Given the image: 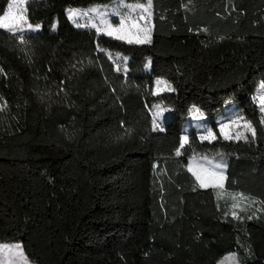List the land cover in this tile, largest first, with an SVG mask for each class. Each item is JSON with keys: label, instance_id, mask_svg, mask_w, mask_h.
<instances>
[{"label": "trees", "instance_id": "16d2710c", "mask_svg": "<svg viewBox=\"0 0 264 264\" xmlns=\"http://www.w3.org/2000/svg\"><path fill=\"white\" fill-rule=\"evenodd\" d=\"M109 1L26 0L42 31L22 43L0 28V243L37 264H264V0H152L150 43L67 14ZM158 77L171 90L155 92ZM228 100L255 137L192 130L181 148L191 106L217 130ZM155 104L173 110L164 131ZM218 153L231 155L224 185L202 187L189 159Z\"/></svg>", "mask_w": 264, "mask_h": 264}, {"label": "rangeland", "instance_id": "374dc122", "mask_svg": "<svg viewBox=\"0 0 264 264\" xmlns=\"http://www.w3.org/2000/svg\"><path fill=\"white\" fill-rule=\"evenodd\" d=\"M25 2L26 0H10L9 3L13 4V11H16L19 8V6L22 4L23 5L22 14L26 17ZM141 4L147 6V0H111L109 2L94 4L83 8H78V7L68 8L67 14L69 16V13L72 11H77L78 13H80V15L70 19L71 22L76 27H78L77 24L82 25L81 28H85V27L95 28L92 27V25H97L100 28L99 32L105 34H107V32L110 31L111 29L107 27L104 21H112L113 26L115 27L118 17L114 14L119 13V15L121 16L128 14L124 20L123 27L118 32H113V34L110 36L113 37L121 36L123 37L121 39L127 41L129 39H132L133 41H135L137 39H143L146 34H150L152 40V13H153L152 6L150 9V13H151L150 16L140 7H136L135 12H130L129 6H138ZM6 10H8V7ZM83 13H87V15H84ZM105 13L107 15L104 16L102 20V14ZM27 23H30L34 27L36 25H39L40 27L36 31L26 30L24 33H38L42 31L41 23L35 24L29 22L28 20ZM53 29L54 30L56 29V24L53 26ZM124 58L127 59L125 60ZM114 59L116 60L118 66L122 65L124 67L125 64L129 61L130 57L121 54H115ZM144 69L145 72H151L152 69L151 59L147 60ZM169 85H170L169 82L165 78L158 77L156 80L154 91L160 92L162 90H171V87ZM252 96L255 102L259 105L260 109L262 110L261 98L264 97V82H260L257 85ZM193 106L199 109V113H197L196 115L193 114ZM193 106H191L189 118L183 126L184 133L182 135V138L184 136L188 137L189 133L192 130H195L200 136H206L207 130L211 129L215 138H217V136H221L222 138H224V135L227 134L233 138H236L238 136L243 137L239 139L244 141L252 140L253 136L251 135V132L247 131L245 128V124L249 122L239 112V105L235 100H228L226 102V107L224 112H221L215 116V121L217 122V126H218L217 130L213 128V123L211 121V118L208 115H206L197 105H193ZM151 110L155 118V123L159 124L160 127L173 115L172 108L165 107L161 104H155ZM232 121H235V123H232ZM222 125L224 126L223 131H221ZM207 140H214V139L210 138ZM230 158L231 155L225 153L196 155L189 159L188 168L192 169L191 170L192 173L195 172L199 174L202 178H204L207 182H209L210 186H220L221 184L224 185L226 179V168ZM216 165H220V167L217 168ZM221 175L223 176V180L219 178ZM243 196L246 197L245 195ZM15 245H19L23 250V246L20 242L0 243V246H7V249H13V246ZM0 264H37V263L30 261L26 257L25 253H24V257L21 258L18 255V250L13 249L11 251H8L4 248H0ZM218 264H239L237 254L229 253L225 255L219 260Z\"/></svg>", "mask_w": 264, "mask_h": 264}, {"label": "snow or ice", "instance_id": "6c2138e0", "mask_svg": "<svg viewBox=\"0 0 264 264\" xmlns=\"http://www.w3.org/2000/svg\"><path fill=\"white\" fill-rule=\"evenodd\" d=\"M151 6H152V0H147V6L141 4V5H138V6H129L130 7V12H135L136 10V7H140L142 8L145 12L148 13V15L150 16L151 13H150V9H151ZM22 9H23V5L21 4L19 6V8L16 10V11H13V4L12 3H9L8 5V10H6L4 12L3 15H0V28H4V29H7L9 31H11L13 34H16V33H19V39L22 43H25V39H24V35L23 33L27 30V31H36L39 29V25H36L35 27L33 25H31L30 23H27V19L26 17L22 14ZM84 15H87V13H83ZM80 15V13H78L77 11H72L69 13V18L72 19V18H75L76 16ZM107 14H102V20H103V17L106 16ZM114 15H116L118 17V20L115 24V27L113 26V22L112 21H104V23H106L107 27L109 29H111L110 31L107 32L108 35H112L113 32H118L122 27H123V24H124V20L126 18V16L128 14H125L123 16L119 15V13H115ZM78 27H81L82 25H79L77 24ZM92 27H95L97 29V32L100 31V28L97 26V25H92ZM117 39H121L123 37L121 36H116ZM150 43L151 42V37H150V34H146L144 36L143 39H137L135 41H133L132 39H129L128 40V43ZM125 60L127 58H124ZM117 70L119 71L120 69L117 68ZM3 70L0 69V72H2ZM261 104H262V110H264V97L261 98ZM197 113H199V109L196 108L195 106H193V114L196 115ZM199 118V117H197ZM232 123H235V121H232ZM154 127L156 129H158L159 131H164L163 128L160 127L159 124L155 123L154 122ZM223 128L224 126L222 125L221 126V131H223ZM245 128L247 131H250L251 132V135L253 137H255L256 135V132H255V129L252 127L251 123H246L245 124ZM130 132V130H129ZM215 139V136L212 132L211 129L207 130V135L206 136H202L201 139ZM224 138L225 139H231L233 137H230L229 135L225 134L224 135ZM237 139L239 138H243V137H236ZM188 142V137L187 136H184L182 138V142H181V145L180 147L183 148L184 147V144H186ZM177 155H180V151L179 149L177 150L176 152ZM206 159V158H205ZM217 168L220 167V165H216ZM190 171L192 170L191 168L189 169ZM194 175H196V178L198 181H200L201 183V186L202 187H208L210 186V183L207 182L204 178H202L199 174L197 173H193ZM221 180H223V176L221 175L219 177ZM221 187L223 186L222 184L220 185ZM232 199L234 201H236L237 199H240V200H243L245 199V197L243 196V194H240L239 197H232ZM238 207V203H234L233 204V208H236ZM233 215H235V212L233 213ZM0 248H4L8 251H11L13 249L15 250H18V255L23 258L24 257V253H23V250L22 248L19 246V245H15L13 246V249H7V246H0Z\"/></svg>", "mask_w": 264, "mask_h": 264}]
</instances>
